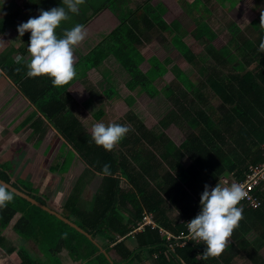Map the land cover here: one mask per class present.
I'll list each match as a JSON object with an SVG mask.
<instances>
[{"label": "trees", "instance_id": "16d2710c", "mask_svg": "<svg viewBox=\"0 0 264 264\" xmlns=\"http://www.w3.org/2000/svg\"><path fill=\"white\" fill-rule=\"evenodd\" d=\"M214 1L190 2L199 13L193 16L199 31L197 36H204L211 43L218 39V33L213 28L218 20L213 18V22L209 21L210 16L214 17L215 14L209 6ZM228 1L231 8L235 6L236 0ZM218 2L221 7L218 12L223 10L226 14L223 0ZM61 3L62 0H25L21 7L24 8V16L35 11L38 17L39 9L50 10L60 7L57 4ZM118 3L127 5L128 0H86L80 7L79 15H71L74 18L72 24L62 22L56 30L62 36L64 29L76 24L85 25L105 8H110L120 18L116 28L79 56L75 63V79L83 80L85 71L99 67L112 54L129 73L130 89L139 87L151 98L162 101L161 88L158 89L154 82L168 69L163 61L154 56L150 60L151 67L143 71L140 64L145 56L141 48L151 37L163 35L164 32L174 33L171 40L182 53V58L188 59L194 68L200 67V72L207 78H197L196 72L187 74L180 69L177 80L184 88L178 91L184 93L175 95L172 87H165L164 97L176 103L179 116L185 120L181 124L171 123L170 130H177L183 123L189 130L184 139L177 143L164 132L156 133L148 129L134 114L133 118L127 119L135 121V128L114 150L106 151L92 141L91 131L84 129V119L74 114L73 105L65 96H60L68 84L55 87L50 81L46 89L41 87L38 92L35 83L38 77H27L26 67H11L9 74L15 81H20L19 87L23 93L24 87L32 84L29 87L33 90L30 101L43 112L65 144L86 164L87 172L102 176L100 188L92 201L87 203L90 212L74 209L68 204L73 208L68 210L74 211L77 217L73 223L83 232L15 194L13 202L0 210V230L7 229L14 221L13 233L24 242L36 246L43 257V261L34 259L20 248L16 252L20 258L19 264H62L58 257L62 251L67 252L73 264H135L141 263L145 255L153 257L155 264H264V257L259 254L264 247L263 184L254 192L261 200V206L253 209L250 205H239L243 208L244 219L218 257L203 259L206 249L203 242L169 240L166 235H161L159 229L150 226L134 235L132 239L136 240L137 245L132 250L124 243L125 239L132 237V232L138 228L146 213L152 215L159 227L174 235L188 234L187 222L201 211L200 199L205 184L212 187L222 178L243 180L249 166L263 160L264 52L259 51V45L264 41V27L260 24L264 8L243 24L227 15L223 16V24L226 21V29L231 35L228 44L221 45L218 50L212 45L207 55L194 57L189 54L190 47L182 40L185 26L178 20L167 22L164 19L166 7L162 2L153 4L146 0L134 10H124ZM21 7L15 0H0L1 33L12 30L19 35L17 26L23 22ZM30 36L26 32L20 38H28L30 43ZM210 60L211 67H207L206 61ZM6 66L9 68L8 62ZM17 68L21 71L17 72ZM47 80L51 78L45 76ZM86 89L91 95L96 93L93 86ZM188 92L195 94L196 98L190 100ZM104 93L113 95L114 104L122 100L112 88H106ZM214 100H219L217 106L213 104ZM127 101L132 107L135 98L129 96ZM93 116L99 120L103 116L102 110ZM130 160L135 162L136 168ZM184 161L189 162L187 166ZM106 164L109 165V174L103 172ZM11 172L10 166L0 164L1 181L36 202L46 204V199L35 195L37 189L27 187L24 180L17 179ZM155 172L160 174V179L154 178L149 182L145 175L152 176ZM128 204L130 208L126 207ZM123 208L125 212H121ZM250 232L253 233L251 241L246 238ZM120 238L124 239L117 242ZM8 250L11 253L14 248ZM111 252L119 259L110 258ZM197 256L200 258L197 259Z\"/></svg>", "mask_w": 264, "mask_h": 264}, {"label": "rangeland", "instance_id": "374dc122", "mask_svg": "<svg viewBox=\"0 0 264 264\" xmlns=\"http://www.w3.org/2000/svg\"><path fill=\"white\" fill-rule=\"evenodd\" d=\"M25 0H15V3L18 6H22L24 4ZM151 3L156 4L157 2H162L163 5L166 7V10L163 14L164 19L167 22H173L175 20H178L179 22L182 23V26H185V33L182 34V40L190 47L189 54H192V56L196 57L200 54L207 55V52L209 51L210 47L213 45L216 50L221 45H224L228 42L230 39L231 35L229 34L228 30L226 29V21L223 24L222 17L226 16L229 17L230 19H236L242 24L244 22H247L251 19H253L257 13L260 12L261 8H264V0H236V3L234 4L232 8L230 7V2L228 0H223L224 2V8L226 9V14L224 13L223 10L218 12V9L221 8L219 5L218 0L212 2L209 4L211 9H214L215 14L214 17L210 16L209 21L213 22V18L217 23L214 25V30L218 33V39L215 40L214 42H209L208 39H206L204 36L199 38L197 34H199V31L197 30L195 19L193 16L198 15L199 13L195 11V7L190 4L193 0H150ZM61 2V0H60ZM146 0H128L127 5L119 4V7H121L124 10H134L138 5L145 3ZM58 6H62L61 4H57ZM112 6V5H110ZM108 11L102 12L105 14ZM122 13L126 11H121ZM218 12V13H217ZM120 14L121 16L123 14ZM110 14V13H109ZM188 14H191V16H188ZM2 15V14H1ZM72 15V14H71ZM34 15L31 13L29 15L24 16V8L21 7V12H20V17L21 18H26L24 22H27V20L30 17H33ZM217 17H220L217 18ZM72 18L69 21H66L70 25L72 24ZM108 22L105 23H98V25L101 26L100 31H96L95 33H88V37L86 41H83L78 47H76L74 55L75 58L78 57L77 51L80 54H84V52H87L90 48L94 47L95 44H97L108 32H110L119 22L117 21V17H115L113 14H111V19L106 20ZM222 22V24H221ZM94 23L90 22L88 23L87 30L92 31L94 28ZM61 27V26H60ZM177 33V32H175ZM174 33H169V32H164L163 35L159 36H154L151 37V40L146 41L145 44L142 46L141 50L142 53L145 56V60L142 61L140 64V68L143 71L148 70L151 67V58L154 56H157L161 61H163L166 65V73H164L161 78H158L154 84L158 89L161 88L160 90V95H162L161 99L162 101L158 100L156 101L155 98H151V96L147 95V93L137 87L132 92L133 97L135 98L134 106L129 107L127 103H125V98L129 96V93H131V90H126V82L130 79V76L127 71H125V68L121 66L122 64L119 63L120 61L116 59L112 54H110L102 63L101 68L98 70H92V71H85L84 77L82 78L83 80L81 82H78V91L79 95L82 97H87L85 99L86 104H88V109L83 108L81 111L82 113L80 114H86L88 116H84V129L87 131H91L92 125L95 123H104L108 124L110 122L114 123H119V124H124L126 122V125L130 126L131 128H135L133 123L135 121H129L127 118H133V116L137 117L148 129H151L152 131L156 133H166L168 137L173 138L175 142L179 143L181 140L184 139L185 133H187V130L189 128L183 123V125H179L177 130H170V125L171 123H178L181 124L185 120L179 116L178 113V108L176 106V103L171 100H167L164 95L165 93V87L170 86L173 88V91L176 93H184V91L179 92L178 90L181 88H184L183 85L179 80H177V74L179 73V70L182 69L185 73L191 74L193 72H196L198 74L197 78L204 77V80H207L206 76L202 74L201 68H194L193 65L187 60L182 58V53L178 50L176 47V44L171 40L173 37ZM20 43L22 41L18 39L17 35L15 32L11 30H7L0 34V51L7 48L9 45L19 47ZM228 44V43H227ZM229 46H233V44H229ZM28 46H24L25 50L27 51ZM28 52V51H27ZM119 62H118V61ZM207 62V67H211V62ZM77 78V76H76ZM79 79V78H78ZM78 81V80H77ZM88 86H93L94 87V93L93 95L90 94V92L86 89ZM106 86L114 87V90H116V93H118V96H121L122 100H120L118 103L114 104V99H111L113 97L109 96L104 93ZM6 87V86H5ZM113 89V88H112ZM209 92V90H208ZM89 96V97H88ZM165 96V97H164ZM181 98H184L182 96H179ZM188 97L189 99H195V94H191V92H188ZM128 102V101H127ZM198 102V100H197ZM214 105L219 104V100H214L213 102ZM80 109V108H79ZM98 110H102L103 116L100 117L99 120L95 119V116L93 114L97 112ZM80 111V112H81ZM135 114V115H134ZM82 118V117H81ZM45 133V132H44ZM37 141L34 139V137L29 138V143H33ZM37 144L40 145L41 141H37ZM56 143L52 142L48 144L46 149L41 153V156H37V161L39 160L41 163V170L44 167V162L46 159V169L49 167L54 169L55 166H59L63 163L65 159V147L61 149L60 159L59 157L56 159V154L57 150L52 149L50 147L54 146ZM37 145L33 146L36 147ZM14 150H10L6 156L8 159H5L4 162L9 161L10 168L13 169V175L16 176V173L21 171L22 168V163L23 161H26L34 152L28 148H21L19 149V146ZM52 150V152H51ZM24 152V153H23ZM51 153V154H50ZM50 154V155H49ZM25 155V156H24ZM54 159V162H51V160ZM36 161V162H37ZM57 162V164H56ZM131 164L136 168L137 165L135 164L134 161L130 160ZM39 163V165H40ZM188 161H184V164L187 166ZM29 164V161L27 162ZM68 164V163H67ZM80 165H82L81 169L84 167V172H82L80 175L82 177L80 180L76 183V190L72 191L73 197L81 190L86 189L87 190L84 192V196L80 198V202H83V205H79L81 210H86L87 212H90V209L85 207V202L87 200H90L89 198L91 197L92 193H96V191L100 188V184L102 181V176L101 175H96L92 179H88L87 174V167L80 162ZM37 166V164L35 165ZM69 169V166L67 170ZM80 169V170H81ZM66 170V171H67ZM17 171V172H16ZM72 173V171L66 173L65 177L61 182L57 179V177H50L49 181L51 185H54L55 183L60 182V200H66L67 195L62 196V188H63V193H68L72 190L74 186V182L77 179V174ZM56 175V174H54ZM19 176V174H18ZM146 178L148 179L149 182H152L154 178H159L160 179V174L158 172H155L152 174V176L145 175ZM20 177V176H19ZM17 179L25 180V183L28 187L31 189H38V187H34V183L38 182L39 180L36 177L30 176L27 174V176H24L22 178ZM89 180V181H88ZM222 185L223 184H232L234 183L233 180H225V178L220 179L219 181ZM218 182V183H219ZM218 183L214 184L212 187H215ZM87 184V185H86ZM87 187H86V186ZM122 185L124 188H128V186L123 182ZM45 196L43 198L47 199L50 201L52 192H47L44 193ZM36 196L39 195L38 192L35 193ZM40 196V195H39ZM81 197V193H80ZM63 201V202H64ZM130 208L129 204L126 206ZM124 207V208H126ZM124 208L121 210V212L124 210ZM125 212V211H124ZM63 214H66L67 211L64 208L62 210ZM125 218V216H124ZM14 222V221H13ZM13 222L7 227L5 230H0V238H3L2 241H0V264H19L20 263V258L17 255V250L20 248H23L32 258L39 259L43 261V257L41 256L38 248L36 246H33L32 244H29L27 242H24L22 239L18 238L15 234L12 232V225ZM133 237L137 233V230L132 232ZM253 236V233L250 232L246 238H248L249 241H251V238ZM124 239V238H120ZM120 239L117 240L120 241ZM132 238H128L127 241L130 244L131 247H136L137 242L134 240H130ZM117 242L113 243L111 246L116 244ZM133 243V244H131ZM11 247L14 248V251L11 253L9 252L8 249ZM259 254L264 257V247L259 250ZM143 261L137 262L135 264H155V260L153 257H148L145 255ZM59 259L61 260L62 264H73L71 261L70 257L68 254L66 255L65 253H59L58 254ZM110 258L114 259H119L118 257L115 256L113 252L109 254ZM221 264V263H218ZM245 264H251L250 262L245 263Z\"/></svg>", "mask_w": 264, "mask_h": 264}, {"label": "clouds", "instance_id": "9594fccd", "mask_svg": "<svg viewBox=\"0 0 264 264\" xmlns=\"http://www.w3.org/2000/svg\"><path fill=\"white\" fill-rule=\"evenodd\" d=\"M85 2L86 0H62V6L53 7L50 10L41 8L38 17H30L27 22L17 26L19 37H23L26 32L31 33L27 47L30 54V59L26 62L27 77L48 76L55 87L67 85L76 78L74 52L76 47L86 39L88 31L83 24L64 29L62 36L58 35L56 30L62 22L71 19V14L79 15L80 7ZM260 24L264 27V15L261 16ZM259 51L264 52V41L260 43ZM24 60L23 56L15 57L17 64ZM19 71L21 69L17 68V72ZM131 131L132 128L126 124L95 123L92 125L91 138L97 146H102L106 151H112ZM103 172L109 174V165H104ZM246 197L247 192L238 183L222 185L219 182L214 188L205 184L200 199L201 211L187 222L188 240L195 241L197 244L203 242L206 245L203 259L218 257L226 249L234 230L244 219L243 208L239 205ZM14 198V191L8 185L0 183V210L6 209ZM147 214L156 226L144 223L143 218L135 229L137 233L145 231L148 226L152 229H163L158 226L150 213L145 215Z\"/></svg>", "mask_w": 264, "mask_h": 264}, {"label": "crops", "instance_id": "0c3cea01", "mask_svg": "<svg viewBox=\"0 0 264 264\" xmlns=\"http://www.w3.org/2000/svg\"><path fill=\"white\" fill-rule=\"evenodd\" d=\"M104 11H108V12L103 14L102 12H104ZM111 14H113L115 17H117V21L120 23L119 16L114 11H112L110 8H105L96 17H94L91 21L87 22L84 25L87 29L88 23L93 22L95 24L93 30L89 31L88 33H92V32L95 33L96 31H100L101 30L100 28L102 25H98L96 22H98V23L108 22L106 20L111 19ZM33 15H34L33 17L37 16L35 11H34ZM22 20L24 22L26 19L22 18L21 21ZM119 23L116 26H118ZM116 26L114 28H116ZM110 32H108V33H110ZM0 34H2V33L0 32ZM29 34H31V33L29 32ZM16 35H17L18 39H20L22 41V43H20V46L15 47V46L9 45L7 48L0 51V164L9 165V163H10L9 161L4 162L5 159L9 160V158H7L6 154L10 150L16 151L15 149L18 146H19V149L28 148V149L32 150V152H34V154H32L26 161L21 162L23 164L21 171H19V173L16 171L17 172L16 176L18 178H22L24 176H27V174H28L30 176L36 177L39 181L35 182L33 185H34V187H38L37 192L40 195V196L38 195V197L43 198V196H45L44 193L52 192V196H51L50 201H48L46 199L45 205L49 209H51L52 211H55L56 213L63 216L64 218L68 217V220L70 222L72 221V223H73L74 221H76L77 217L73 214L74 211H71L68 209H73V208L74 209H76V208L80 209L79 205L80 204L83 205V202H80L79 200H81L80 198H82V196L85 195L84 192L87 190V188L83 189V190H81V192L77 193L73 199H72V197H73L72 191L76 190L75 189L77 186L76 183L82 177V175H80V174L82 172H84V169H85L84 167L81 169L82 165H80V162H82L85 166H86V164L79 158V156L74 152V150H72V148L69 145L65 144L64 139L57 134L54 127H52V125L44 117L43 112L40 109H38L34 105V103H32L30 101L29 97L31 96L33 90L29 89V87H31L32 84H28L27 87H24L25 93H26L25 94L22 92L23 90H20V87H19V85H21V84H19L20 81H15L14 78L12 77V75L9 74L11 71L10 70L11 67L20 66L22 69H24L26 67V62L30 59V54L24 48V46H28L29 39L25 38V37L20 38L17 33H16ZM86 40H87V38L84 41H86ZM85 53L86 52H84V54ZM77 54H78V57L76 58V62L78 61V58L80 55H84V54H80L78 51H77ZM16 56H23L25 58V60L22 61L20 64H17L15 62ZM103 61H102V63H103ZM6 62H8L9 68L6 66ZM102 63L99 65V67L92 68L89 71H92V70L95 71V70L100 69ZM125 71H126V69H125ZM35 80H37L35 83L37 84L36 89L38 92H40L41 87L46 89L48 82H49V84H51V82H50L51 80L45 81V76H43V78H42V76L38 77V79L36 78ZM129 80L126 82L125 86H127L126 90H128V89L131 90V93H129V96H133L132 92L135 89L133 90V89H130L128 87ZM81 81L82 80L77 81V79L72 80L70 82V84H68V86L65 88V90H63V93L60 94V96L61 95L65 96L68 99L69 103L71 105H73L72 111L74 112V114L77 117L78 116H80V118L82 117V119H83L84 116H88V115L80 114V113H82L81 110L83 108L88 109L87 108L88 104H86L87 100L85 101V99L87 97L86 96L82 97L79 95L78 82H81ZM106 88H108V89L113 88L114 89V87H110V86H106ZM129 96H127V98ZM120 98H121V96H120ZM127 98H125L126 99L125 103H127V105H129V103L127 102ZM30 137H34V139H36L37 141H41V144L38 145L37 141H35L33 143H29ZM52 142H55L56 144L52 147L50 145L49 149L52 148V149L57 150V154L55 155L56 159L58 157L60 159H62V157H60L59 155L61 153V149L63 147H65V149H66L64 152L65 153V159L61 165L55 166L54 169H52L50 167L48 169H46V167H45L47 165L46 164L47 158H46L45 162H44V167L41 170V163L39 160L37 161V156H41V153H43V151L46 149L48 144H50ZM35 145H37V146L33 147ZM51 152H52V150H51ZM28 161H29V164H27ZM51 162H54V159H52ZM39 163H40V165H39ZM36 164H37V166H35ZM56 164H57V162H56ZM68 166H69V169L67 170ZM70 171H72V173H70V175L73 173L77 174V179L75 180L74 186L70 192L63 193L62 192L63 188H62V191H61L62 196L65 194L68 197L65 201L64 200L61 201L60 200L61 196L59 194L60 188H61L60 182H61V180L64 179L66 173H68ZM11 173L13 174V169H12ZM18 174L20 177L18 176ZM54 174H56V175H54ZM86 175H88V179L90 180L94 176L99 175V174L87 172ZM50 177H57V179L60 182L58 184L55 183L54 185H51L50 181H49ZM80 193H81V197H80ZM94 194H96V193H92L91 197L89 198L90 200H87L85 202L86 208L89 207L87 205V203L92 201ZM68 204L70 206H73V208L69 207ZM64 208L67 209L66 214L62 213V210H64ZM122 212H124V210ZM69 213H71V214H69ZM123 215H124V213H123ZM130 238H133V235ZM127 239L124 240V243L130 250H132V248H134V247L130 246ZM130 240H134L136 242L135 239H130ZM118 242H120V241H118ZM131 244H133V243H131ZM62 253H65L67 255L66 251H62Z\"/></svg>", "mask_w": 264, "mask_h": 264}, {"label": "built area", "instance_id": "2783aa9c", "mask_svg": "<svg viewBox=\"0 0 264 264\" xmlns=\"http://www.w3.org/2000/svg\"><path fill=\"white\" fill-rule=\"evenodd\" d=\"M264 157V151H263ZM234 183H238L242 185L247 192V197L243 199L240 204L250 205L253 209H256L261 206V200L254 195L256 189H258L260 184L264 185V158L262 161L252 164L249 166V171L247 172L245 178L243 180H236ZM214 188V187H213ZM144 223H151L156 226L155 222L151 219L150 215H145ZM141 227V226H140ZM139 227V229H140ZM162 235H166L169 240H177L182 243H187L188 234L183 235H174L173 233L160 229Z\"/></svg>", "mask_w": 264, "mask_h": 264}, {"label": "water", "instance_id": "95a60500", "mask_svg": "<svg viewBox=\"0 0 264 264\" xmlns=\"http://www.w3.org/2000/svg\"><path fill=\"white\" fill-rule=\"evenodd\" d=\"M0 183H4L6 185H8L15 194L25 198L26 200H28L29 202H31L34 205H37L38 207L42 208L43 210L47 211L48 213L56 216L58 219L62 220L63 222L67 223L69 226L79 230L80 232H83L80 228H78L74 223L70 222L68 219L64 218L63 216H61L60 214L56 213L55 211H52L51 209H49L46 205H42L38 202H36L34 199L30 198L29 196H27L25 193L13 188L12 186H10L9 184L3 182L0 180ZM89 237V236H88Z\"/></svg>", "mask_w": 264, "mask_h": 264}]
</instances>
